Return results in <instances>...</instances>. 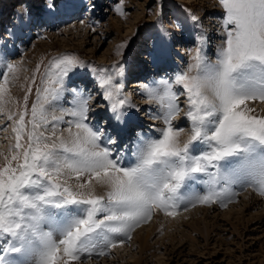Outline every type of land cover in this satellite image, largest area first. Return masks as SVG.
Returning a JSON list of instances; mask_svg holds the SVG:
<instances>
[{
  "label": "snow or ice",
  "instance_id": "6c2138e0",
  "mask_svg": "<svg viewBox=\"0 0 264 264\" xmlns=\"http://www.w3.org/2000/svg\"><path fill=\"white\" fill-rule=\"evenodd\" d=\"M54 6L56 0H50V15H55ZM218 6L224 39L215 61L198 47L193 62L174 80L144 85L143 94L163 108L152 117L165 124L158 138L135 132V139L129 134L131 143L124 144L125 135L134 131L129 125L136 105L123 95V64L112 71L92 69L75 56L55 58L45 73L47 86L36 89L37 101L26 121L28 87L13 128L12 154L4 155L0 165V264H82L94 255H108L125 242L121 237L130 240L154 209L175 215L181 206L185 211L197 204L226 207L233 194L223 186L216 190L221 181L251 183L264 195V115L248 106L264 102V0H218ZM74 7L72 0L65 4ZM115 11L123 14L120 6ZM190 18L198 21L195 15ZM28 23H33L31 12ZM3 68L0 101L9 93V74L18 71L10 63ZM89 73L107 102L102 124L89 121L93 97L82 88L67 87L73 77ZM173 85L180 86L187 102L190 135L183 143V129L172 124L181 111ZM66 91L73 97L71 110H63L73 118L66 121L68 138L38 131L49 123L40 100L51 104ZM62 119L53 116V128ZM125 150L132 156L127 164ZM201 182L209 186L203 195L195 191ZM97 185L106 189L103 195L97 194Z\"/></svg>",
  "mask_w": 264,
  "mask_h": 264
},
{
  "label": "rangeland",
  "instance_id": "374dc122",
  "mask_svg": "<svg viewBox=\"0 0 264 264\" xmlns=\"http://www.w3.org/2000/svg\"><path fill=\"white\" fill-rule=\"evenodd\" d=\"M19 1L22 0H0V37L2 38V40L0 38V59L4 64L10 60L12 61L14 57L27 55L25 70L17 65L18 71L13 74L16 80V75H21L26 71V78H21V75L17 78L15 85L11 87V89H15L10 100L11 105L5 108L4 105L0 107V146L5 148L6 144L9 143L7 151L2 152L0 165L4 163V155L10 156L12 154L9 147L15 143L13 128L16 120H18L19 112L23 109V97L28 87L32 88V92L28 95L29 115L26 116V121L30 119L32 104L37 101L36 89L47 86V80L50 77L46 78L45 73L50 62L55 58L65 55L75 56L79 60L90 64L92 69L104 68L112 71H115V65L123 64V95L129 97L128 89L133 88L138 92V97L133 102L136 108L141 109V105L148 102L145 106L149 108L148 113L150 114H146L148 118H145L143 114L141 118L138 117L136 120L141 126L139 128H143V132L140 133H144L146 137L149 136L148 138H158V129L164 128L165 124L163 119H153L150 116H160L162 106L156 101H147L150 98L143 94L144 87L127 86L128 80L138 76L137 74L134 75L133 71L135 66L140 64L138 61L141 60L142 65L146 64L145 68L138 66L141 71L145 72L141 76L144 77L145 82L148 73H150L148 77L151 76V73L154 74L152 76L156 78L153 79L159 77L163 80L172 81L178 73L185 71L188 65L193 62L192 57L195 50L198 47L202 49V42L204 44L208 33L214 38L213 45L210 48L205 47L202 52L211 61H215L218 46L221 45L224 39L223 14L218 6V0H208L202 3H196L192 0H84L74 9L65 8L68 0H56V6L51 10L52 12L55 11V15H50L47 9L50 0H28L31 6L28 11L22 12L19 17H15V14L12 17L11 5L13 3L19 4ZM117 6L122 7L123 14L115 11ZM86 8H88L87 11H85ZM33 10L35 13H39L40 21H43L42 24L37 23L38 26L41 24V27L37 29V25L32 23L28 29H25L27 33H25L24 38L19 37L15 42H9L8 48L2 47L1 42L4 40L3 36L6 33V28L9 27L8 23L13 19L18 20L22 16H27ZM85 12H87L86 16L89 19H80ZM62 13L67 14L64 16ZM4 15L5 17H3ZM191 15H195L198 21L191 20ZM50 20L57 24H51ZM82 22L85 23L83 28L75 31V34L79 32L81 36L77 39H69L72 34L67 33L70 30L66 28L72 23L73 25H81ZM39 28H43L44 31L41 32ZM30 32L35 35L27 36ZM38 32H40L39 36H37ZM201 35L204 37L203 41L197 39ZM26 37H33L31 44H29ZM52 39L62 42L56 43L55 46L48 45ZM40 42L43 44L40 45ZM122 45L123 47H121ZM41 49L42 52L38 56L37 52ZM9 58L10 60H8ZM133 61L138 63L135 64ZM37 65L40 66L38 72L36 71ZM147 69H151V71L148 72ZM0 71H6V69L3 68ZM83 71L81 70V72ZM166 72L167 74H165ZM33 76H35V84L32 83ZM77 77V82L79 81L80 85L71 83L68 88H82L84 93L93 97L90 101L89 121L92 125L102 124L108 117L106 112L107 102L103 99L102 90L98 88L92 73ZM152 82L149 79V82L147 81L145 85H151ZM173 90L177 91L181 111L172 121V124L174 129H183L180 136V141L183 143L190 135V121L184 116L187 111V102L185 96L179 94V85H173ZM68 93L70 92H65L64 101L59 100V98V101H52L49 104V101L40 100L45 109L52 107L53 103L57 106L56 103H59L60 108H55V111L60 112V117H64L59 120L57 130H55L52 118L47 116L49 123L42 126L38 131L49 136L55 131L56 135L59 136L64 133V130L68 129L69 124L66 121L73 118L67 115L66 112H62L66 107L69 109L72 105V102H70L72 95H68V97ZM248 106L255 109L256 115H264V102L250 101ZM97 109L103 111L96 114ZM134 125L136 126V123L131 122L129 128ZM27 128L30 129L31 125H27ZM130 130H132V127ZM132 132L125 135L124 144L131 143L130 140L128 141L129 134L132 135L133 140L135 139ZM125 155L127 157L125 159L126 163L132 159L131 151L125 150ZM219 186L221 185L219 184ZM196 188L201 192L204 191L201 185H195V191L199 193ZM255 189L256 186H252L251 183H233L235 195L230 202H227L226 207H222L219 203L197 204L195 207L189 205L187 211H185L181 206L180 209L176 210L175 215H167L160 209H154L152 218L135 228L131 233L130 240L121 237L125 242L117 244L115 248L111 249L110 254L100 257L94 255L89 260L83 259L82 263L87 264V262L93 260V264H264V213H261L263 210H260L259 203L251 206L245 205V199L250 195L251 197H258L260 202L264 201V195H261ZM230 191L229 193L233 194ZM232 206L237 210L234 213L235 217L224 215L221 218L217 217L219 219H213L207 225L203 219L196 226L184 224L192 216L199 217L202 215L203 213L200 212L202 209H208L206 214H210L214 211H225ZM170 222H177L178 224H175L176 228L168 229L172 231V239L169 238V234H164L165 227ZM182 222L183 224H180ZM151 224L162 226L154 229L148 237V245L145 249L139 250L141 242L138 234L145 232L146 227ZM129 247L130 249H128ZM129 250L134 252L133 256L128 257Z\"/></svg>",
  "mask_w": 264,
  "mask_h": 264
},
{
  "label": "bare ground",
  "instance_id": "6f19581e",
  "mask_svg": "<svg viewBox=\"0 0 264 264\" xmlns=\"http://www.w3.org/2000/svg\"><path fill=\"white\" fill-rule=\"evenodd\" d=\"M82 1H84V0H72V3H74L75 4V7H77L78 5H79V3H81ZM192 1H194V2H196V3H198V2H200V3H202V2H206V1H208V0H192ZM20 3L19 4H17V6H16V12H15V17H19L20 16V14L22 13V12H24V11H27V9H29L30 8V3L28 4V5H24V3L22 2V1H19ZM217 6V5H216ZM213 8H216V7H213ZM72 9H74V8H72ZM87 9L88 8H86V10L85 11H87ZM32 10V9H31ZM44 10V9H43ZM55 12V11H54ZM7 14V13H6ZM5 14V15H6ZM31 14H32V18H33V24H37V23H42L43 21H40L41 20V17L39 16V13H35V11L33 10V11H31ZM36 14V15H35ZM67 14V13H66ZM65 13L63 14L62 13V15H66ZM5 15L3 16V17H5ZM60 15V14H59ZM87 12H85L84 14H83V17H84V19H83V17H80V19H82V20H86L87 19ZM9 24V27H7L6 28V33L4 34V36H3V41L1 42V46L2 47H7V44H9V42L10 43H12V42H15L19 37H23L24 38V35H25V33H27V31H25V29H28L29 28V26H31L32 24H29L28 23V15L27 16H22V17H20V19H18V20H14L13 19V21L11 20V22L10 23H8ZM85 25V23L84 22H82L81 23V25H73V23L69 26V27H67L66 29L67 30H70V32L68 31L67 33H70V34H72V36H70L69 37V39H77L79 36H81V33H79V32H76L77 34H75V31H79V29H81V28H83V26ZM7 30H9V31H7ZM74 33V34H73ZM40 35V32H38L37 33V36H39ZM83 35V34H82ZM51 37V36H50ZM83 38L85 37V36H82ZM213 36H210V33H208V35L206 36V41L204 42V44H203V42H202V51L205 49V47L206 48H210V46L212 47V45H213V41H214V38H212ZM27 40H28V42H32L33 41V37H28V38H26ZM23 40V39H22ZM67 41V40H66ZM62 41H59V40H51L50 41V43H48V45H52V46H55V44L56 43H61ZM79 42V41H78ZM65 43V42H64ZM43 44V43H42ZM41 44V42H40V45H42ZM65 44H68L67 42L65 43ZM42 52V49L41 50H39L37 53H38V56H39V53H41ZM205 54V53H204ZM142 57V56H141ZM27 55H23V56H21V57H17V58H15L14 57V59H12V61H8V62H6V63H10V64H14V65H18V66H20V67H22L24 70H25V68H26V66H27ZM2 59H0V70H2L3 69V63H2V61H1ZM140 64L138 65H136L135 66V68H134V75L135 74H137V75H139V74H142V72H143V70L141 71L140 69L143 67V65H142V63H141V60H139L138 61ZM141 66V68H139V67ZM18 68V67H17ZM137 69H139L138 71H137ZM148 70V72H149V70L151 71V69H147ZM153 70V69H152ZM23 72V71H22ZM26 72V71H25ZM25 72H23V74H21V75H16L17 77H16V80H17V78H19L20 76H21V78L23 77V78H26V73ZM168 72V71H167ZM167 72L165 73V74H167ZM19 74V73H18ZM10 75V77H11V82H10V84H9V93L7 94V95H5V97H4V100L3 101H0V107L1 106H3L4 105V108L5 107H8L9 105H11V103H10V100L12 99V97H13V94H14V91H15V89L13 88V89H11V87H13L14 85H15V83H16V80H15V78L13 77V74H9ZM144 77H141V78H133V79H130V80H128L127 82V86H130V87H144V85L147 83V81L145 82V79H143ZM77 79H78V77H73V82L72 83H74V84H76V85H78L79 83V81L77 82ZM76 80V82H74ZM160 81V80H163V78H159V77H157V79H150V81ZM129 81H131L130 83H129ZM83 82V81H82ZM84 83H85V81H84ZM71 84V83H70ZM152 84V83H151ZM69 85V84H68ZM68 85H67V87H68ZM80 85V84H79ZM137 91H139V90H137ZM84 94H86V93H84ZM128 94H129V97L127 96V95H125V96H127L128 98H130V100L132 101V103L134 102V101H136V99H137V94H138V92H136V90H134L133 88H131L130 90L128 89ZM161 94H162V91H161ZM64 95H65V92L61 95V97H60V99L59 100H63L64 101ZM68 95H71L70 93H68L67 94V96ZM87 95V94H86ZM69 97V96H68ZM64 98V99H63ZM58 100V101H59ZM73 101V97H71L70 98V102H72ZM147 101H151V100H147ZM146 102V101H145ZM9 103V104H8ZM56 104H58V106L57 105H54V103H53V106L51 107H49L48 109H45L46 110V113H47V116H49V118H52L53 116H58V117H60L61 116V114H60V112H58V111H55V108H58L59 107V103H56ZM146 104H148V102H146L145 104H142L141 106H142V108L141 107H139V108H141V109H138V108H136L135 110H132L133 112L131 113V116H132V119L134 118V120H132L131 122H135L136 123V126L134 125V126H130V128L132 127V130H134L132 133H135V132H143V128L142 129H140L139 127H141L139 124H138V121H136L137 120V118L139 117V118H141L142 116H143V114H144V116H145V118H148V115L150 114V113H148L149 112V108H146L145 106H146ZM63 107V106H62ZM73 107V105H71L70 106V108L68 109L67 107V110H71V108ZM60 108V107H59ZM65 108V109H66ZM145 108L147 109L146 111H145ZM98 110V109H97ZM99 111V112H98ZM98 111H96V114H99L101 111H103V110H98ZM162 111H163V108H162V110L160 111L161 113H162ZM63 113L65 112V111H62ZM148 113V115H146ZM160 113V114H161ZM157 114V113H156ZM155 114V115H156ZM68 115V114H67ZM141 115V116H140ZM64 117V116H63ZM150 117H153V116H150ZM58 121V122H57ZM56 121V123H55V130H57V126H58V123H59V120H57ZM52 122V121H51ZM4 133V132H3ZM1 134V133H0ZM64 137H65V139H67L68 138V136H67V130H64ZM144 134V133H143ZM144 136H145V134H144ZM148 136V135H147ZM149 137V136H148ZM148 137H146L145 136V139H147ZM128 141H129V139H128ZM128 143H126V145H127ZM130 144V143H129ZM8 145H9V143H7L6 144V147L3 149L1 146H0V153H2L3 151H7V148H8ZM2 155H0V157H1ZM83 179H86V177H84V178H82V180ZM73 185H75L76 183H77V181L75 180V179H73V180H71L70 181ZM82 182V181H81ZM221 183H223V184H220L221 186H217L216 187V190L217 191H219L220 190V188L222 187V186H224L225 188H226V190H227V192H229L230 190H231V184L232 183H230V184H224V182L223 181H221ZM197 185H201L203 188H205V186L204 185H207V184H205V183H197ZM209 190V189H208ZM207 190V191H208ZM96 191H97V194H100V195H103L104 193H105V191H106V189L103 187V186H100V185H97L96 186ZM206 191V192H207ZM230 192H232V190L230 191ZM245 196H247V195H245ZM253 196V195H252ZM257 203H259L260 205V210L262 211L261 213H264V207H263V205H264V201H259V198L258 197H256V196H253V197H251V195L250 196H248L246 199H245V205H248V206H251V205H255V204H257ZM193 211V210H192ZM195 212V211H194ZM201 213H203L202 215H200L199 217H197V216H192V218H190L189 220H187L184 224L185 225H187V224H191V225H194V226H196V225H198V223L200 222V220L201 219H203L206 223V225H207V223L208 222H212V220L214 219V220H216V219H219V218H221L222 216H224V215H226V216H232V217H235V214L234 213H236L237 212V210H235V207L234 206H232L231 208H229V209H227V210H225V211H221V212H218V211H214L213 213H210V214H206V213H208V209H202L201 211H200ZM208 215V216H207ZM217 217H219V218H217ZM179 218V217H178ZM164 219V218H163ZM167 220V219H166ZM176 220V219H175ZM180 220V219H179ZM169 221V220H168ZM154 222V221H153ZM257 222V221H256ZM159 224V223H158ZM175 224H177V222H170V224L168 225V226H166L164 229V234H169L168 236H169V238L170 239H172L173 238V235L171 234L172 233V229H174V228H176V226H175ZM180 224H183V222L182 223H180ZM164 225V224H163ZM178 225V224H177ZM161 226L162 225H149L148 227H146L147 229H146V231L145 232H143L142 234H138L139 236H140V247H139V250H143V249H145V247L148 245V237L150 236V234L154 231V229L156 228H161ZM170 227H172V228H170ZM198 228H200V227H198ZM168 229H171V230H168ZM178 229V228H177ZM142 230V229H141ZM138 231V230H137ZM140 231V230H139ZM138 231V232H139ZM190 231V230H189ZM182 236V235H181ZM165 237V236H164ZM125 245V244H124ZM172 247H173V245H172ZM171 247V248H172ZM171 248H169V249H171ZM176 248H178V247H176ZM117 249H119V248H117ZM128 249H130V247L128 248ZM170 251V250H169ZM134 252H132V251H128V257H130V256H133L134 254H133ZM121 257H122V255H121ZM107 259V258H106ZM87 260H89V259H87ZM83 264V263H82ZM87 264H93V260L92 261H90V262H87Z\"/></svg>",
  "mask_w": 264,
  "mask_h": 264
}]
</instances>
